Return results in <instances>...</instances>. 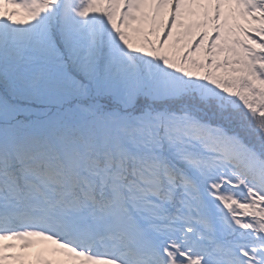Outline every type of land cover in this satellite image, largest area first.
Returning <instances> with one entry per match:
<instances>
[{"label": "snow or ice", "instance_id": "obj_1", "mask_svg": "<svg viewBox=\"0 0 264 264\" xmlns=\"http://www.w3.org/2000/svg\"><path fill=\"white\" fill-rule=\"evenodd\" d=\"M264 264V0H0V264Z\"/></svg>", "mask_w": 264, "mask_h": 264}, {"label": "rangeland", "instance_id": "obj_2", "mask_svg": "<svg viewBox=\"0 0 264 264\" xmlns=\"http://www.w3.org/2000/svg\"><path fill=\"white\" fill-rule=\"evenodd\" d=\"M49 247V245L44 243H37L32 248L25 250V255L27 257L24 264H38L37 255L45 248ZM18 264V262H17Z\"/></svg>", "mask_w": 264, "mask_h": 264}]
</instances>
